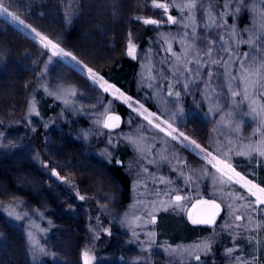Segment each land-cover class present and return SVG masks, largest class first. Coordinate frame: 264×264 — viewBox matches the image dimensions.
<instances>
[{"label":"trees","instance_id":"1","mask_svg":"<svg viewBox=\"0 0 264 264\" xmlns=\"http://www.w3.org/2000/svg\"><path fill=\"white\" fill-rule=\"evenodd\" d=\"M14 1L17 4L18 2L23 4V7H14L9 1L7 2L9 10L19 19L53 41H60V46L75 56L79 62L99 73L133 99L144 102L149 109L155 111L152 103L153 89L163 94L166 93L164 95L169 99H175L177 91L180 92V99L186 94L189 95L184 100L188 102L191 99V92L187 90L184 92L181 86H171V79L167 77L165 71L168 66H171L169 63L171 52L168 48L162 50L159 42L163 39L156 35L154 26L143 24V19H147L146 11L141 10L139 0ZM259 1L245 0L248 7L236 19L228 15L232 10L229 12L226 9L224 0H198L197 3L202 6L197 8V23L202 27L201 31L196 34L200 36L198 38L200 46L196 53L201 57L206 56L211 48L206 49L205 45L208 47L214 41L222 40L228 35L229 28L236 30L237 37L238 35L244 36L245 29L251 25V16L255 15L251 13L252 10L250 11L249 7L252 4L257 7ZM210 4L213 6L212 9L209 7ZM169 10L173 12L171 14L173 17L178 14V6ZM188 11L185 8L182 12L188 13ZM158 14L159 12L155 17H159ZM206 15L212 17L210 23ZM218 24L223 26L218 27ZM165 25L161 26L160 31L168 28L177 30L174 25ZM178 29L180 30V27ZM130 34L134 42L143 49H146L153 41L158 43L155 45L157 50L153 52L154 67L151 69L153 71L143 83L139 82V62L126 54L128 43L131 41ZM222 34L225 36L222 37ZM49 56L47 49L0 16V239L4 236V239L0 241V264H82V252L86 248L83 242L88 241L86 231L83 230L86 227L87 231L89 227L95 228V237L92 239L95 254H99L100 250H104L111 242V236L107 232L110 228L108 209L102 203H97V193L93 195V198L84 196L83 201H80L89 208L85 226L67 216L66 213L69 210L67 203L54 204L53 200H49L52 197L51 188L58 183L53 174L58 167L51 158L53 149L47 139V130L48 123L60 106L43 88H40L41 82L44 85L50 79L45 71ZM191 60H197L195 55ZM56 67L59 66L56 64L54 68ZM77 76L84 83L83 85L88 86L90 90L94 89L89 90L94 98L108 99L109 95L93 87L86 77L78 73ZM170 86L174 93L171 97L168 95ZM261 102L264 105V97ZM34 106L38 115L29 113ZM115 108L118 109L115 112L121 113L124 117L122 129H125L130 110L125 104H118ZM79 111V115L73 118L71 126L64 127L65 134L71 133L73 128V131L78 128V133H81V126L85 127L90 123L89 119L84 118L88 110L81 108ZM200 122L202 123V120ZM196 124V128L199 129L198 133H204L202 139L205 140L208 134L206 124L202 123L199 126L198 121ZM198 140L203 146L207 145L200 139ZM97 142L94 146H82L80 143L72 146L55 141V147L61 152L63 161L68 164V167H62L63 171L59 179L69 184L74 195L79 193L84 195L87 191L98 192L97 190L100 189L98 186L103 184L104 187L109 186L110 190L117 194V201L112 207L115 212L120 213L123 219L125 218L124 226L129 234L130 232L137 233L143 225L141 219L145 216L143 201L148 200V197H143L142 203L136 202V207H134L135 186L128 170L131 151L124 143L120 144L126 152L118 150L115 144L104 143L102 138H98ZM252 142L254 145L247 150L238 148L231 155V160L242 174L251 173L252 168L255 167V180L259 182L264 179V167H261L259 163L250 165L248 155L250 150L254 153L257 148L264 147V130L256 132L252 137ZM99 146L105 147L111 154L110 161L98 157V161H95L94 152ZM241 152L244 155H240ZM256 159L264 160V157L257 156ZM87 162L89 165H84ZM163 163L166 167L176 165L171 160L163 161ZM166 167L163 172L169 176V180L174 185L180 186L171 177V170H167ZM5 171L12 172L14 177L9 179ZM247 178L252 177L249 175ZM148 185L150 186L151 182ZM160 185V182H155L151 188L160 187ZM238 192L242 193L239 190ZM15 194H17L15 197H11ZM237 203L243 204L244 209L248 208L247 201L243 199L238 200ZM219 204L222 205L224 212L217 228L224 224L226 217V209L222 203ZM136 209L141 211L136 214ZM244 209H241V215H250L251 219L256 221V225L262 221L258 217L261 215L260 211H244ZM132 212L136 218L131 219ZM171 215L180 217L188 227L201 229L203 236L210 230L191 225L183 213H179L173 204L168 203L167 207L152 216V220L149 219L151 234L155 235L156 221L159 222L160 218ZM17 216L20 219H17ZM233 236L235 235H232L230 239L225 233L218 236L219 240L213 245V250H207L208 253L202 256L205 264L225 263L228 257L227 248L231 246L229 240L233 243ZM156 238L158 240L156 239L154 243L159 244L160 237L157 235ZM139 243H141L139 240L135 242L137 245ZM57 246H67L68 248H65L72 250L74 256L70 257L69 251L65 252ZM40 249L44 251L41 252ZM11 250L14 251V255L10 253ZM19 250L25 253V256L16 261L15 252L19 253ZM231 251L233 256H236L237 249ZM238 258L234 264L239 263L240 257ZM251 258L249 256L248 259ZM260 258L261 256L255 257L257 260ZM247 260V264H253V261ZM110 264L143 263L140 261L132 263L119 259ZM152 264L163 263L152 262Z\"/></svg>","mask_w":264,"mask_h":264},{"label":"rangeland","instance_id":"2","mask_svg":"<svg viewBox=\"0 0 264 264\" xmlns=\"http://www.w3.org/2000/svg\"><path fill=\"white\" fill-rule=\"evenodd\" d=\"M8 1L14 7H23L21 2L17 4L14 0H5L7 7H9ZM139 2L141 10L146 11L147 19H162L163 21H167L168 15L173 13L169 10L168 13L161 16L160 9L152 7V1L139 0ZM175 2L178 6V14H175L174 18L180 21V23L172 24L166 22L162 23L161 26L163 24L164 26H166L165 24H168V26L174 25L179 32L174 28L160 31L161 26L159 28L154 26V29L156 30V35L161 36L164 40L159 42L162 50L168 48L171 52L169 58L171 66H168L165 70L168 75L167 77L171 79V86H181L184 92L186 90L191 92L192 96L188 102L184 98L189 94L182 95V99L180 97L169 99L164 95L166 93L163 94L159 90L153 89L152 103L155 106L154 111L149 109L144 102L133 99L127 93L104 79L109 84H112L113 88L119 89V92L124 93V96L131 98L130 102L132 106L130 107L129 103H126L123 98L116 99L119 96V92H114L111 89L108 92H104L98 86H94L87 71L89 68L81 62H79V66H74L75 62H70V58L60 59L53 57L51 50L47 49L50 56L48 63L45 64L47 66L45 71L50 79L45 82V86L41 82L40 88H43L60 105L57 113L54 114L55 116L48 123L47 130V139L53 149H51V158L58 167V169L54 170L58 174L55 175V180L58 183L51 188L52 197L49 200H53L54 204L59 202L67 203L69 208L66 213L67 216L84 226L89 214V208H87L86 204L80 202L83 201L81 197L93 198V195L97 193V203H102L108 209L107 214L109 213L110 228H108L107 232L111 236V242L104 250L101 249L99 254H95L92 248L95 228L89 227L88 231L87 227L83 228L88 238V241L85 240L83 244L86 246L85 250H91L89 254L94 258L92 264H110V262L119 259L132 263L140 261L143 264H152V262H161L163 264H205L202 256L207 254L208 251H205L204 245L209 246L208 250H213V245L219 240L218 236H222L224 233L229 239L232 235H235L233 236L234 244L229 240L231 246L227 249H237L238 253L235 251V255L240 257L238 264H240L241 259L247 264L246 260L251 256L247 254L249 248L254 252L256 258L264 256V212H260L261 215L258 216L262 220L258 225H256L255 220L251 219L250 215H241V209H244L242 208L243 204L237 203L238 199L236 196L239 195L238 190L247 195L246 189L241 188L239 185L221 184L217 179L220 173L207 162L211 159V156L208 155L209 152L217 156V159L220 158V153L223 152L231 160V155L238 148L247 150L252 147L251 145H254L252 137L256 132L264 130V105L261 102L262 97H264V87L256 86L254 88L252 86L251 81L258 79L256 75H252L250 82L246 83L244 78L241 77L240 63L234 62L235 57L232 56L233 50H236L240 53H248L250 57H255L259 61L261 55L264 54V0H260L257 7L255 4L249 7V10H252L251 13H255V15L251 16V25L245 29V35L242 37L245 40H251V44L240 42L241 36L238 35L237 37L236 30L229 28L226 37H223L225 35L222 34V40L218 39V41H214L208 47L205 45L206 49H211L203 57L196 53L200 46V42H198L200 36L196 34L201 31L202 27V25L197 23V8L185 13L182 12L179 5L182 3L187 4L189 0H175ZM228 2L235 3V0H228ZM226 9L229 12L232 10L229 7H226ZM156 11L159 12V17H155ZM0 16L43 46L40 37L36 36L35 32L32 31L34 28L22 19L18 18V21L22 20L24 25H27L26 29L23 25L17 27L18 21L13 23L11 17L7 16V14ZM206 19L208 23L212 21L210 15H206ZM178 27H180V30ZM41 35L44 36L42 33ZM130 40L129 43L135 45V59L139 62L140 66L139 82L143 83L153 71L151 70L154 67L153 52L157 50L155 45L158 43L153 41L146 49H143L139 44L134 42L132 34H130ZM194 55L197 60H191L194 58ZM249 62L245 61V63ZM56 64L59 67L54 68ZM80 66L83 67V72L79 70ZM75 71L79 75L86 77L93 87H96L102 93L108 94V99L94 98L91 95L92 92H89V87L83 85L84 83ZM210 71L212 72L209 76L208 73ZM93 72L97 73L96 71ZM97 74L100 75L99 73ZM184 85H188V88L185 89ZM171 86L168 92L173 91ZM246 87L249 91L245 95L243 93ZM58 92H66L67 94L58 95ZM233 93L239 94L234 95ZM118 104H125L130 110L126 128L117 130L116 132H108L104 128V120L109 113L118 110L115 108ZM141 104L148 110L147 112H143V109L140 107ZM81 108L88 110L85 113L87 116L84 115V118L89 119L90 123L87 126L85 125V127L81 126V133H78V128L75 131H73V128L71 130V133L73 131L72 134H65L63 131L64 127L71 126L73 118L79 115ZM109 108H111V111H109ZM133 108H136L137 111H133ZM29 113L37 114L35 106L31 108ZM149 113H155V115L159 116V121L155 120ZM145 116L152 119L153 124L159 123L160 127L164 128V131H160L153 124H149ZM200 120H202L203 124H206L205 128L208 132L205 140L202 139L204 133H198L199 129L196 128L197 121L199 126L202 125ZM169 122H171L172 127L176 130L175 132L167 127ZM178 133H184L190 140H195L204 151L201 153L197 149L193 152L191 147L185 149L179 142L182 138H178L177 140L171 138L172 135H177ZM98 138H102L104 143L115 144L118 150L126 152V149L120 144L124 143L131 151L128 160V170L134 180L135 186L134 207H136V202L142 203V198L148 197V200L143 201L142 207H145V216L141 219L143 225H141L137 233L130 232L129 234L128 229L124 226L125 218L123 219L120 213L115 212L114 207H112L117 201V194L116 192H112L109 186L104 187L103 184L98 186V188L100 187L97 190L98 192L87 191L84 195L80 193L74 195L68 186L69 184L59 179L63 171L62 167H68V164L63 161L61 152L55 147V141L72 146L76 145V143H80L82 146H94L98 143ZM198 139L207 145L203 146ZM185 143H188V141H185ZM100 147H97L94 152L96 156L95 161H98L97 157L104 160L111 159V154L108 150L105 147ZM169 160L176 165L166 167L163 161ZM84 165L88 166L89 164L87 162ZM164 167L168 168L167 170H171V177L180 186L174 185L169 180V176L163 172ZM5 174L8 175L9 179L14 177L12 172L5 171ZM150 182L151 185L149 186ZM155 182H160L163 186L151 188ZM233 191H235V194ZM16 195L11 197H15ZM176 195L182 197L179 204L175 201ZM41 199L43 198L41 197ZM250 199L254 200L251 197ZM205 200L222 203L226 209L225 221L219 227L220 229L217 227L207 228L210 230L203 236L201 229L188 227L180 217L171 215L160 218L159 222L156 221L155 235L151 234L149 219L152 220V216L167 207L168 203L173 204L179 213H183L191 224L189 216L192 209ZM261 208H264V205ZM136 210V214L141 211ZM246 210L251 211L253 209H244V211ZM133 214L132 212L130 215L131 219L136 218V215ZM236 215H240L241 219L236 220ZM157 235L160 237L159 244L154 243V241L158 240L156 238ZM198 236L199 238H197ZM195 238L197 239L194 240ZM3 239L4 236H2L0 241ZM138 240L141 242L139 245L135 244ZM249 241H251L250 245ZM65 247L57 246V248L63 249L65 252L69 251L70 257H73L72 250L70 251ZM10 253L14 255V251L11 250ZM197 255L200 257V260L195 258ZM24 256L25 253L19 250V253L18 251L15 252L14 259L19 261ZM251 257L253 258V256ZM252 258L247 261H253ZM72 262L70 261V263ZM82 264H84L83 252ZM223 264H234V261L228 256Z\"/></svg>","mask_w":264,"mask_h":264},{"label":"snow or ice","instance_id":"3","mask_svg":"<svg viewBox=\"0 0 264 264\" xmlns=\"http://www.w3.org/2000/svg\"><path fill=\"white\" fill-rule=\"evenodd\" d=\"M176 2L175 0H152V7L154 9H160L161 16L163 14H166L169 12L170 8H175ZM181 10L183 11L185 8H187L189 11L196 9L198 7H201V4L197 3V0H189L187 4H180L179 5ZM210 9L213 8V6L209 5ZM225 7H229L232 9L228 15H232L236 19L239 18V16L242 14L243 10L247 9L248 5L245 2V0H235V3H229L228 0H225ZM7 14V16L11 17V21L13 23H16L18 21V17L16 15H13L12 12L9 11V7L5 6V0H0V15ZM144 25H152L156 28H159L162 23H172V24H178L180 21L175 19L172 15H168L167 21L157 20V19H143ZM23 25V27L26 29L27 25H24V22L22 20L18 21L17 27H20ZM218 27H222V24H218ZM35 32V35L40 37L41 42L43 43V47L45 49L51 50V55L53 57H58L60 59L64 58H70V62H75L74 66H79V61L75 56H73L70 52L64 50L60 47V41L53 42L52 40L48 39L45 36H42L40 32H36L35 29L32 30ZM240 42L243 43H249L251 44V40H245L243 37L240 38ZM127 55L135 58L136 56V48L135 45L129 43L127 48ZM232 56L235 57L234 62H239L241 65L240 71H241V77L244 78L245 82H250V78L252 75H256L258 79L256 81H251L252 86L255 88L256 86L264 87V54L261 55L260 60L257 61L255 57H250L248 53H240L239 51L233 50ZM245 61H250L249 63H245ZM51 62V61H50ZM47 66L45 65V68ZM79 70L81 72L84 71L83 67L80 66ZM89 73V78L92 81V84L94 86H98L101 88L104 92H108L110 89L114 92H119V89L113 88L112 84H109L104 78L97 73L93 72L92 69H87ZM208 75H211V72L208 73ZM235 78V77H233ZM185 89L188 88V85H184ZM70 91V90H69ZM249 89L246 87L244 89L243 94H247ZM51 94V93H50ZM58 95H64L67 94L66 92H58ZM234 95H238L239 93H233ZM168 95L171 97L173 93L171 91L168 92ZM175 97H180V92L177 91L175 93ZM123 98L126 103H129V106L131 107V98L124 96V93L119 92V96L116 97V99ZM143 109V112H147L148 110L144 108L143 104L140 106ZM109 111H111V108H109ZM133 111H137L136 108H133ZM143 114V113H140ZM150 116H153L155 120L159 121V116L155 115V113H149ZM145 119L148 120L149 124H153V120L149 119L148 116H145ZM170 119V118H169ZM120 116L117 115H108L107 119L104 122L105 128H110L118 125L120 123ZM154 127L159 128L160 131H164V128L160 127V124H153ZM167 127L169 129H172L173 132L176 130L172 127L171 122L167 124ZM173 140H177L178 138H182L179 140V142L182 144V146L185 149H189L191 147V150L195 152L197 149L201 151V153L204 151L200 144H198L195 140H190L188 136H186L184 133H178L177 135H172L171 137ZM185 141H188V143H185ZM240 155H244V153H239ZM209 156H211V159H209L207 162L208 164H211L212 167L216 168V171L220 173V176L217 178L219 182L223 185H239L241 188H245L247 191V195H244L243 193L236 196L238 200L243 199L247 201V207L250 209H253L254 211H260L264 212V208H261L262 205H264V179H261L259 182L255 180V174L256 169L255 167L252 168L251 173L245 172L242 174L240 171L236 170V166L233 165L232 161L229 159L228 155L225 153H220V158L217 159V156L212 155L211 152L208 153ZM264 157V147L257 148L255 152L253 153L251 150L249 151L248 160L250 165H254L256 163H259L261 167H264V160H257L256 157ZM215 161V163H213ZM219 165V166H218ZM54 175H58L57 173L53 172ZM251 175L252 178H246L247 176ZM235 194V192H234ZM254 198L253 199H250ZM83 199V197H81ZM182 200V197L179 195L175 196V201L177 204ZM203 204L209 205V210L206 211L204 214H202L199 218H192V216H189V219L192 220L193 224H205V225H214L215 224V218L219 213V210L221 208L220 204H217L213 200H205L201 201ZM182 207V206H181ZM11 215V213H10ZM17 219H20L19 216L16 217ZM236 220H240L241 216L236 215ZM154 222V220H153ZM251 244V241H249V245ZM35 246L33 245V248ZM208 245H204L205 251L208 250ZM41 252H43V249H40ZM248 255L253 256V264H264V256H261L260 259H255L254 252L249 248L247 251ZM47 255V253H45ZM229 257L232 258V260L235 262L238 259V256H233V253L231 249H229L226 253ZM197 260H200V257L197 255L195 257ZM94 258L90 256L89 251L85 250L83 252V261L84 264H92V260ZM240 264H245V261L241 259Z\"/></svg>","mask_w":264,"mask_h":264},{"label":"water","instance_id":"4","mask_svg":"<svg viewBox=\"0 0 264 264\" xmlns=\"http://www.w3.org/2000/svg\"><path fill=\"white\" fill-rule=\"evenodd\" d=\"M108 115H117V116H120L121 120H120V123L118 125L114 126V127H110V128H105L104 127L105 130L108 131V132H113V131L121 130L122 127H123V125H124V117H123V115L121 113H119V112H111ZM107 116H106L105 120L107 119ZM105 120H104V122H105ZM217 204H219V203H217ZM208 210H209V205L200 203V204H198L197 206H195L192 209L190 215L192 216V218H199L202 214H204ZM223 212H224V209H223V207L221 205V208L219 210V213H218V215L215 218V224L214 225L193 224L191 219H190V222L195 227L215 228V227L218 226V224H219V222H220V220H221V218L223 216Z\"/></svg>","mask_w":264,"mask_h":264}]
</instances>
